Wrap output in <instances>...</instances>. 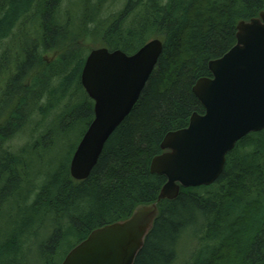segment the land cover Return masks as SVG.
<instances>
[{"label": "trees", "instance_id": "16d2710c", "mask_svg": "<svg viewBox=\"0 0 264 264\" xmlns=\"http://www.w3.org/2000/svg\"><path fill=\"white\" fill-rule=\"evenodd\" d=\"M64 1L0 0V223L14 209L24 215L0 245V264H32L21 250L39 228L50 230L37 250L39 264H55L71 238L61 264L93 230L157 203L166 179L150 172V162L162 153L163 138L186 128L193 113L203 114L193 86L210 77V61L235 45L237 24L264 12V0H126L108 22L101 14L109 0H82L74 13L75 2L67 7ZM95 37L102 48L127 55L159 37L163 51L90 176L75 181L70 160L94 118L93 102L80 83L91 51L83 44ZM44 94L48 101L39 106ZM58 106L60 114L33 145L8 150L32 109L45 119ZM77 127L82 132L67 161L46 173L37 188L24 155L39 143L51 147ZM34 189L38 193L31 199ZM157 206L158 217L134 264H175L181 241L191 234L200 235V245L190 264H264V130L235 145L215 183L181 189L176 199Z\"/></svg>", "mask_w": 264, "mask_h": 264}, {"label": "water", "instance_id": "95a60500", "mask_svg": "<svg viewBox=\"0 0 264 264\" xmlns=\"http://www.w3.org/2000/svg\"><path fill=\"white\" fill-rule=\"evenodd\" d=\"M235 38L226 54L208 63L210 77L192 88L203 114L193 113L186 128L167 133L162 153L150 162V172L166 179L157 203L176 199L181 189L215 183L235 145L264 130V12L240 21ZM162 51V41L155 38L131 55L107 48L88 53L80 83L93 102L94 118L70 160L73 180L90 176L106 142L138 102ZM157 203L93 230L61 264H134L158 217Z\"/></svg>", "mask_w": 264, "mask_h": 264}, {"label": "rangeland", "instance_id": "374dc122", "mask_svg": "<svg viewBox=\"0 0 264 264\" xmlns=\"http://www.w3.org/2000/svg\"><path fill=\"white\" fill-rule=\"evenodd\" d=\"M82 0H65L63 6H69L72 2H75V6L72 5L71 11L73 13L78 8L81 7ZM126 0H109L104 6V12L101 14V18L109 19L108 22L114 20L117 15L125 6ZM130 20V19H129ZM160 39L159 37H154L152 39ZM3 43H0V55L2 53ZM83 47L86 49H98L102 48V42L99 38H88L83 44ZM53 53L47 54L46 58H51ZM30 81L29 78L26 80ZM1 82V81H0ZM55 84V82H52ZM48 101V96L44 94L41 98L40 105L46 104ZM65 102L60 104V106H64ZM37 105V107H39ZM37 109V108H36ZM32 113L29 121L22 126L19 132H16L6 144L8 150L12 153H17L24 149L28 145H33L35 140L43 134L48 125L51 124V120L54 119L55 115L60 114V107H55L52 112H49L48 116L44 119L42 115H40L35 109H32ZM82 132L80 127L71 129L64 135V138L58 139L55 138L56 141L52 142V146L49 147V143L46 142L44 145L41 143L38 144L36 150L30 153V155H24V160H28V166L31 168L33 175H31V181H35V186L38 188L41 183L46 180V173H52L57 169L58 164L65 163L68 159V156L72 150V148L76 145L78 138L80 137V133ZM34 179V180H33ZM37 179V180H36ZM26 189V188H25ZM26 192V190H25ZM38 193V190L34 189L31 192V199L35 198V195ZM17 204V202L15 203ZM16 208V206H15ZM23 213L14 209L10 215H5L4 218L1 219L0 223V245L3 244L5 238L8 235H11L15 230L14 227L19 225V222L23 218ZM45 228H39L38 232L31 238H29L30 242H26L21 250L22 256H25L27 261L32 264L38 263V255L37 250L43 245V243L48 239V234L50 230L44 231ZM42 230V231H41ZM45 232V233H43ZM190 234V233H189ZM199 236L192 235L185 236L184 240L181 241L179 245L178 258L175 264H190L193 260V256L196 251L199 249ZM27 240V239H26ZM25 242V240H23ZM71 238L68 239V242L64 245L62 253L57 254L54 258L55 264H57L62 257V254L66 252L68 247L71 245ZM21 257V256H20Z\"/></svg>", "mask_w": 264, "mask_h": 264}]
</instances>
